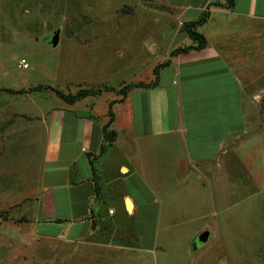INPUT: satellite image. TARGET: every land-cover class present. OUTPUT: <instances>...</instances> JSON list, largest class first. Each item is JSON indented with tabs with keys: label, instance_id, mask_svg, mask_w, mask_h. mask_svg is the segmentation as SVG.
I'll return each mask as SVG.
<instances>
[{
	"label": "crops",
	"instance_id": "crops-1",
	"mask_svg": "<svg viewBox=\"0 0 264 264\" xmlns=\"http://www.w3.org/2000/svg\"><path fill=\"white\" fill-rule=\"evenodd\" d=\"M168 4L179 23L183 11L196 8L199 16L209 8V18L197 28L207 40L205 47L171 55L179 47H196L183 35L178 46L163 48L154 41L116 52L131 63L116 71L127 84L154 82L155 67L170 61L159 70L156 86L132 88L119 101L121 87L110 85L116 89L35 109V127L44 129L45 145L38 180L28 188L25 217L36 228H59L57 235L83 240L121 211L123 218L132 217L142 249L149 250L155 228L146 238L144 228L136 227L139 220L157 227L169 219L165 211L181 209L182 199L176 196L182 192L201 188L203 193L216 186L213 182L226 189L229 163L247 156L257 130L253 98L263 92L253 83L264 74V0H235L233 9L224 7L226 0ZM180 34V28L172 30L169 38ZM141 67H147L146 78ZM111 103L114 121L108 131L115 138L107 141ZM172 174L176 184H171ZM114 200L119 207L111 206Z\"/></svg>",
	"mask_w": 264,
	"mask_h": 264
},
{
	"label": "rangeland",
	"instance_id": "rangeland-1",
	"mask_svg": "<svg viewBox=\"0 0 264 264\" xmlns=\"http://www.w3.org/2000/svg\"><path fill=\"white\" fill-rule=\"evenodd\" d=\"M200 1L0 0V264H264V74L253 83L263 90L253 98L255 139L243 160L229 163L226 189L210 175L216 186L176 196L183 206L176 214L165 211L171 220L157 227L139 220L136 227L144 228L146 238L155 228L149 250L142 249L132 217L123 218L121 211L77 241L57 235L59 228H36L25 217L28 188L38 180L45 145L35 109L66 105L56 91L128 89L134 83L121 82L116 71L131 63L119 58L117 49L154 41L163 48L180 45L187 35L184 21L201 14L196 8L183 11L179 23L168 3ZM178 28L180 36L171 40ZM58 29L59 45L53 47L49 40ZM140 69L146 78L147 67ZM109 203L119 207L115 200ZM206 231L209 240L195 248Z\"/></svg>",
	"mask_w": 264,
	"mask_h": 264
},
{
	"label": "trees",
	"instance_id": "trees-1",
	"mask_svg": "<svg viewBox=\"0 0 264 264\" xmlns=\"http://www.w3.org/2000/svg\"><path fill=\"white\" fill-rule=\"evenodd\" d=\"M224 7L228 8V9H233L235 7V0H226V4L224 5ZM209 15H210L209 8H207L205 11H203L201 13L198 20L188 21V22L183 23V29L182 30H184L187 33V35L189 36V38L191 40H193L194 42H196L197 45H196V47H194V46L179 47V48L173 50L171 52V55H176V54H179L181 52H187L191 49H201V48L205 47L207 40H206L205 36L197 30V28L199 26L203 25L207 21V19L209 18ZM168 65H170V61H167V62L162 63V64L155 67V69H154L155 81L154 82H151L149 84L143 83V82H138V83L126 85L129 87L126 90L124 88H122L121 90H118V94L121 96V99L119 101H122L126 97L127 92L129 90H131L132 88H150V87L156 86L157 82H158V77H159V70L161 68L168 66ZM106 90H111V89L107 88ZM56 93L64 101L72 104V103H75L79 100L86 98L87 96L97 95L100 93V91L99 90L94 91L91 89H81L76 94H71V93L65 94L61 91H56ZM111 107H112V103L109 105V110H108L109 121H108L107 125L104 127L105 139H107V141H113L115 138V132L114 131H108L109 125L114 121V113H113ZM102 149L104 150L105 146H103ZM91 165H92V171L94 172L95 171L94 166H93V164H91ZM21 222H26V219H21Z\"/></svg>",
	"mask_w": 264,
	"mask_h": 264
},
{
	"label": "water",
	"instance_id": "water-1",
	"mask_svg": "<svg viewBox=\"0 0 264 264\" xmlns=\"http://www.w3.org/2000/svg\"><path fill=\"white\" fill-rule=\"evenodd\" d=\"M59 41H60V30H56L51 39L49 40V43L53 46V47H57L59 45ZM128 210V209H127ZM95 224H93L94 226ZM209 236H210V233L208 231L200 234L196 240H195V248L198 247V245H201V244H205L207 243V241L209 240Z\"/></svg>",
	"mask_w": 264,
	"mask_h": 264
},
{
	"label": "built area",
	"instance_id": "built-area-1",
	"mask_svg": "<svg viewBox=\"0 0 264 264\" xmlns=\"http://www.w3.org/2000/svg\"><path fill=\"white\" fill-rule=\"evenodd\" d=\"M21 67H23V68H27L28 65L25 63V61H22V62H21ZM109 213H110V214H113L114 211H113V210H110Z\"/></svg>",
	"mask_w": 264,
	"mask_h": 264
},
{
	"label": "bare ground",
	"instance_id": "bare-ground-1",
	"mask_svg": "<svg viewBox=\"0 0 264 264\" xmlns=\"http://www.w3.org/2000/svg\"><path fill=\"white\" fill-rule=\"evenodd\" d=\"M130 208H131V206H130Z\"/></svg>",
	"mask_w": 264,
	"mask_h": 264
}]
</instances>
